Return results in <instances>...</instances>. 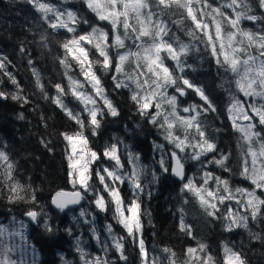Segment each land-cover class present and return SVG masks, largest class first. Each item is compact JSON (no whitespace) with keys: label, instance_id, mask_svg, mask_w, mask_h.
<instances>
[{"label":"snow or ice","instance_id":"1","mask_svg":"<svg viewBox=\"0 0 264 264\" xmlns=\"http://www.w3.org/2000/svg\"><path fill=\"white\" fill-rule=\"evenodd\" d=\"M25 2L32 5L36 12L41 14V19L54 33L63 29L73 34L71 38L57 41L65 53L64 56H58L57 59L65 69L64 76L68 80L67 90L62 87L61 83H55L53 87L58 95L49 97L39 70L34 66L31 58L28 60L35 86L42 98L44 100L50 98L51 103L63 111L68 120L73 121L78 126L72 132L62 131L59 133V136L66 142L67 176L73 191L61 189L55 192L52 196V204L57 209L63 212L70 205L79 204L85 198V194L92 195L93 200L91 202L96 209L100 212L112 210L113 219L125 229L127 236L132 238L133 244L138 245L141 264H162L165 258L168 259L169 264H175L176 253L167 246L162 251L170 255L149 260L143 239L141 219V194L145 188L142 179L145 170L139 163V155L129 151L128 158L131 171L125 173L118 144L106 145L102 155L89 146L90 140L85 135L86 130L90 129L91 136H96L106 116L115 118L120 115L118 106L106 94L103 78L95 70L98 68L99 73H103V76L111 75L114 90L128 89L129 100L134 106L135 114L159 129L163 138L172 145L170 163H166L165 154H162L159 160L160 170L164 174L170 170L171 174L181 181L180 191L182 194H192L199 201L207 216L222 220L223 230L226 232L238 228L248 229L249 216L244 213L250 212L253 221L264 218V199L258 196L256 191L257 189L264 191V139H261L259 132L254 131L255 124L252 122L253 117H258L259 124L264 125V104H250L248 107L252 110V116L245 111V106L239 100H234L228 108L229 120L232 121L233 129L241 133V138L248 145L247 156L244 158L240 175L254 185L252 190L242 187L233 188L228 178L207 170L208 165H215L222 171L231 173L227 164L229 155L222 152L217 154V143L207 134L206 128L200 120L202 114L216 112L215 105L202 86L195 85L186 77L176 76L165 64L162 56V53H166L167 58L175 62L176 69L181 73L184 72L185 66L181 57L187 56L194 45L179 43L177 48L165 40L168 27L160 18L164 15L165 9H172L173 7L183 9L187 13V17L191 18L195 29L202 31L203 36L207 38L206 47L211 48V55L215 58L217 65L220 68H225L226 71L230 69L236 74L238 77L236 84L244 96L253 97V99L259 97L264 100V29L254 33L240 27V21L243 19L252 22L264 20V16L253 14V7L249 0H230V3H225L220 8L213 7L207 0H203V8L199 7V3L193 4L192 0H156L155 6L152 0H83L84 5L95 14L98 20L107 21L111 25V42H109V33L100 27H92L90 32L77 35V26L81 22L87 24L88 21H82L78 13L73 10L58 9L43 2V0H25ZM258 5L260 10L264 12V0H258ZM153 7L156 9L155 11ZM224 7L233 10L234 18L221 10ZM204 9H210V11L205 12ZM237 9L240 10L237 11ZM197 11H199L200 17H212V24L215 29L214 37L209 31V24L198 18ZM212 13L216 15H212ZM216 16L227 20L232 30L225 33V25ZM121 26L124 30L123 36L120 35L119 31ZM188 35L193 40L199 39L192 29H189ZM143 38H147L150 42H146ZM48 39L47 33L41 34L40 45L43 48L49 47ZM127 39L134 41L136 51L130 49L124 52L117 51L114 59L109 49H125ZM85 45L95 48L98 58H92L90 48L85 47ZM253 46L257 48L259 58L248 51ZM20 51L22 53L26 51L23 45ZM241 54L245 58H241ZM69 56L79 67L80 74L88 82V86L91 87L95 96L83 91L84 84L74 79L70 74L72 64L68 60ZM130 60H134L136 68L133 72L128 73L125 71V64ZM5 61L6 58L0 56V72L8 78V81L14 86V90H0V100L10 98L23 108L31 101L29 96L24 94V89L16 77L7 70ZM178 81L183 84V87L179 86ZM133 83L135 90L132 88ZM257 83L260 90L255 87ZM0 84H3L2 78H0ZM173 86L175 87V94L169 95L168 89ZM188 89L195 92L203 104H190L183 107L182 112L188 115L182 116L179 114L181 111L179 97L186 96ZM69 94L84 105L87 120L82 118L81 113L74 112L68 107L63 98ZM98 101H102V107L98 106ZM19 118L24 119V114L20 113ZM40 119L42 125L47 128V118L41 114ZM240 119L248 121V123L246 125L238 124L237 120ZM177 129L183 131L182 137L177 134ZM217 131L219 132L220 129ZM40 143L48 151H53L49 147L52 143L51 138L42 137ZM254 144L259 145L258 150ZM238 147H240L239 144ZM155 148L162 150L163 145H155ZM189 149H191L190 152ZM208 154L213 155L205 164L201 161V157ZM248 157H251L250 167ZM185 158L201 161L203 175L200 179L202 182L198 183L194 178L186 175ZM102 159L113 161L114 167L102 166L93 170L92 165ZM0 161L4 162L0 164V174H2L0 183L7 189V203L12 205L23 202L33 205L26 210V215L32 221L39 223L40 213L36 210L39 203L36 197V189L30 184H23L15 179L13 175L14 164L9 161V157L4 151H0ZM93 174L98 185L93 182ZM158 179L159 176L154 171L152 173L153 182L158 181ZM125 182L132 192L130 203L125 202L120 187H118ZM103 193H107V197L110 199H106ZM2 194L3 192L0 190V195ZM226 201H233L238 209H242L243 212L233 210L230 205H226ZM184 202L188 203V200L185 199ZM222 205L225 206L223 210L220 207ZM179 212L180 232L192 237L190 227L184 223L183 208L179 209ZM80 215L84 217L87 213L82 210ZM147 215L150 217L151 214L147 213ZM148 222L149 224L152 223L150 218ZM85 223L88 221L85 220ZM44 227L49 232L53 231L47 219L44 220ZM106 230L112 236V225H107ZM6 232L5 228H0V248L3 249L0 252V264H17V261L11 258L10 253L14 247L6 243ZM7 235L11 237L20 236L21 240L24 239L22 229L8 232ZM249 236L253 240L264 242V237L259 233L249 231ZM93 238L98 240L95 229H93ZM112 239V247L119 254L120 260L127 264L128 257L124 253L122 242L124 238L112 236ZM76 250L79 253L81 264H109L107 259H102L99 256L89 258L88 253L81 247L79 239L76 242ZM104 251L106 254V247ZM223 252V264H247L241 252L234 251L227 245L224 246ZM185 255L189 258L185 264H218L216 258L207 251V246L202 242H198L197 247H187Z\"/></svg>","mask_w":264,"mask_h":264},{"label":"trees","instance_id":"2","mask_svg":"<svg viewBox=\"0 0 264 264\" xmlns=\"http://www.w3.org/2000/svg\"><path fill=\"white\" fill-rule=\"evenodd\" d=\"M10 1L20 2L21 0ZM43 1L52 3L56 8L61 10H73L78 13L82 18V21L87 20V24L81 22L77 26L76 34L83 32L82 30H84V32H90L92 27H99V25L102 26V29L105 28L109 33L108 27L110 24L107 21H102L97 22L99 25H96L93 22V20H95L94 17L88 12L83 0ZM3 2L4 6H6V1ZM192 2L193 4L199 3V7L203 8V0H192ZM207 2L213 7L220 8L221 5L230 3V0H207ZM249 2L253 7V14L264 16V12L259 8L258 0H249ZM152 3L155 6L156 0H152ZM153 10H156L155 7H153ZM221 10L225 14L234 18V15L232 14L233 10L231 8L224 7ZM239 10L240 9H237V11ZM204 11L208 12L210 9H204ZM212 15L216 14L212 13ZM197 16L209 24V31L214 37L215 29L212 24V17H200L199 11H197ZM174 17L181 19V23L176 29H173V25L168 28V34L164 39L172 44L174 43V46L177 48L179 43H184L185 40L187 44H192L194 47L187 56L181 57V60L182 62L184 61L183 63L185 65L184 72L181 73L176 68L173 72L178 77H186L195 85L202 86L211 101L217 96L216 105L218 106V111L216 117L208 112L207 115L202 114L200 120L202 121V125L206 128L207 134L217 143V154L222 152L229 155L227 164L229 168L234 171L231 177L230 173L222 171L215 165H208L207 170L211 172H213L214 169L217 170L219 172L217 175L228 178L233 188L242 187L250 190L252 186L250 181L242 178L240 175L244 165V158L247 156L248 145L242 140L238 131H234L230 128L226 119L227 117L222 110L237 98L242 100L241 103L247 109L248 114L252 116L250 111L251 108L248 106L252 103L259 105L261 99L257 97L258 100L253 102L251 97H245L244 95H242V97L240 96L241 91L236 84L238 77L231 72L230 69L226 71L225 68H220L217 65L215 58L211 55V48L206 47L207 38L203 36L202 31L195 29L191 18L187 17V13H180L179 9L173 7L172 9H165L164 15L160 18L165 24H169ZM216 18L221 20L222 23L224 21V24L227 21L223 20L220 16H216ZM91 22H93L94 25H91ZM257 22L258 23L254 24L252 21L243 19L240 21V27L254 33H256L257 30L260 32L261 29H264V20H259ZM89 24L90 26H88ZM31 25L39 35L40 40L42 33L48 34L49 47L47 48V51L56 64V69L59 75L58 83H61L62 87L67 90V79L64 76L65 69L59 64L57 59L58 56L62 57L65 53L63 49L60 48L57 41L71 38L73 34H70L63 29L54 33L44 20L41 19V14L36 11L33 13ZM87 26L90 29L89 31L87 30ZM189 29H192L199 39L193 40L188 35ZM119 31L120 35L123 36L124 30L122 26ZM109 36L111 40L110 33ZM130 40L131 39H127L125 41V49H109L111 56L115 59L117 51L124 52L129 49L136 51L134 42H131ZM85 47L90 48L92 58H98L95 48L89 45H86ZM248 51L259 58V52L255 46L249 48ZM164 54L166 53H162L163 57L165 56ZM68 60L69 62L71 61L70 56L68 57ZM125 65H127L126 72H133L136 68L132 62H128ZM7 68L16 77L17 81L24 89V94L29 96L31 102L21 108L19 103L13 102L10 98L0 100V150L4 151L9 157V161L14 164L15 171L13 175L15 179L23 184H30L36 189V197L39 202L38 206H36V210L40 213L38 220L44 221L47 219L53 231H47L38 223L31 225L23 220L22 218L26 214V210L33 207V205L25 204L23 202L12 205L8 204L6 200L8 192L2 183H0V190L3 192V194L0 195V217L22 219L26 225V235L24 236L26 237L25 239L28 243V247L37 255L36 264H62L63 262L58 255L59 253L62 254L65 260H70L71 264H80V257L73 250L71 236H66L63 230H61V228L65 230L71 229L66 213L54 210L50 207V198L53 193L61 189H71L67 186V169L63 160L64 144L59 133L62 131L72 132L77 129V125L73 121L68 120L65 114L62 113L63 111L51 103L50 98L44 100L33 83H24V80L21 78V71L11 65H8ZM76 71V67H73V70L70 69V74L73 78H75ZM187 72L193 74L194 77L191 78ZM29 77L30 75L26 77V80L29 81L30 79V81H32V78ZM108 77L109 75L103 76L102 78ZM0 78L3 79V84H0V90H14V87L11 88L4 83L6 76H3L2 72H0ZM77 78L79 81L82 80L80 76H77ZM32 84L34 86H32ZM45 86L49 97L52 95H58L51 85ZM179 86L183 87V84L179 83ZM132 88L135 90L134 83L132 84ZM174 88V86L170 87V90L168 91L169 95L172 94ZM256 89L260 90L258 83ZM106 92L114 99L115 104L119 108L120 115L118 117L122 118L129 128L135 125L140 129L137 131L132 130L128 139L133 142L135 147V141L137 142V146H139V143L143 144V150L139 155L141 156L140 162L144 167V170H154L156 173L157 171L161 172L158 174V181L153 182L152 176L148 174L143 176L142 179L145 188L144 192L141 194V203L143 206L142 214L144 215V218L142 215L141 219L143 224V239L149 255V260L151 261L154 258H162L170 255L165 254L162 251V249L167 246L176 253V256L174 257L175 264H185L186 256L184 252L187 247H197L198 242H202L207 246V251L216 258L218 264H223V248L227 245L228 241H232L231 243H234L235 247L232 245L231 247L229 245L227 246L234 251L241 252L245 257L247 264H264V242L253 240L249 236V231H251L253 233H259L264 237V218L253 221L249 213H244L249 216L248 229H244L245 231L240 229H235L231 232L224 231L222 220L213 219L212 217L207 216L205 210L200 206L199 201L192 194L181 193V181H175L172 179L169 172L167 174L162 173L159 160L161 155L165 154L164 158L166 163H170L172 145L163 140V134L159 129L153 125H147L145 119L139 118L137 114H135L134 106L129 100L130 93L128 89L114 90V87H112L111 89L106 90ZM63 99L70 109L74 112L81 113L82 118H85L83 108L75 98L69 94ZM190 104L202 105L203 103L195 92L188 89L187 95L181 98L180 105L188 106ZM262 104H264V100ZM20 113L24 114V119L19 118ZM41 114L47 118V128L41 123ZM180 115L187 116L185 114ZM252 122L255 124L254 131L261 134L263 128L262 125L259 124L258 117H253ZM217 129H220V131L218 132ZM176 132L181 137L183 136L182 130L177 129ZM137 135H139V137ZM42 137L45 139L51 138L52 143L49 147H51L53 151H48L40 143ZM152 138L153 140L150 141ZM261 139H264V135H261ZM238 144L240 147H238ZM155 145H163V149H157L155 148ZM151 147H153V149ZM254 147L257 148V150L259 149L258 144H254ZM188 151L190 152L191 149ZM212 155L213 154H210L202 162L207 163ZM3 163L4 162L2 161L0 164ZM248 164L250 167L251 158L249 157ZM201 175H203V172H201ZM231 178H235L234 184L231 183L233 182ZM0 179H2V174H0ZM152 184L155 186L154 188L152 187ZM148 189H152L153 193L148 192ZM120 190L127 203L130 192L129 188L126 184H123L121 185ZM149 193H151V195H149ZM185 199L188 200V203L184 202ZM234 204L233 201H226V205H230L233 210H238V207L234 206ZM220 207L223 210L225 206L222 205ZM181 208L184 210V223L190 227L192 237L187 236L179 230V209ZM239 211L243 212L242 209ZM147 213L151 214L150 217ZM217 215H220V213H217ZM149 218L152 221L151 224L148 222ZM120 237L124 238V233H122ZM88 247L89 243L86 244L87 250ZM137 249V245L133 244L131 237L130 241H124V253L128 257L127 264H141ZM0 252H2V250H0ZM21 255L24 257L28 256L27 248H25L21 254H18L19 257ZM97 255H104V259H107L109 264H125L124 261L118 259V255L112 250H110L109 253L107 251L106 254L104 249L97 250ZM26 264H29V262H26ZM162 264H169L166 263V258L163 259Z\"/></svg>","mask_w":264,"mask_h":264},{"label":"rangeland","instance_id":"3","mask_svg":"<svg viewBox=\"0 0 264 264\" xmlns=\"http://www.w3.org/2000/svg\"><path fill=\"white\" fill-rule=\"evenodd\" d=\"M3 1H6V3H7L6 6H4ZM3 1L0 0V56H3L6 58L5 63L7 66L11 65L14 68H16L17 70L21 71V74H22L21 78L24 80L23 81L24 83H28V84L33 83L35 85V80H34L33 74L29 68V65H28V60H29V58H31L34 66L39 70V72L41 74L42 82L44 83V85H51L53 87V85L55 83H58L59 75H58V72L56 69V64L53 61V58L49 55L47 48H43L40 45L39 35L37 34V32L34 30V28L31 25V19L33 17V13L36 10L32 7V5L27 4L24 0H21L20 2H13L10 0H3ZM43 2L49 3L47 1H43ZM49 4H51L55 7L54 4H52V3H49ZM179 10H180V13H186L183 9H179ZM88 12L90 13V15H92L94 17L95 20H93V22L96 25H99L97 22H102V21L97 19V17L95 16L94 13H92L89 10H88ZM180 21H181V19L174 17L169 22V24H166V25L168 28H170L173 25V29H176V28H178V25L181 23ZM93 22H91L90 24L94 25ZM132 22L134 23V21H132ZM253 23L256 24L258 22H253ZM90 24L88 26H90ZM223 24H224V21H223ZM224 25H225V27H224L225 33L227 31L232 30L231 26L228 24L227 21L225 22ZM88 26H87V30L89 31L90 29L88 28ZM193 26L195 27L194 24H193ZM99 27L101 28L102 26L99 25ZM104 30L106 31L105 28H104ZM82 31L83 32H80L79 34L85 33L84 30H82ZM108 31L111 35V25L108 27ZM256 32H258V30ZM143 39L146 42H150V41H148L147 38H143ZM130 41L134 42L132 39ZM109 42H111V40ZM184 43H186V40L184 41ZM22 45L26 49V51L23 53L20 51V48ZM173 45H175V44L173 43ZM245 45H246V42H245ZM134 47L136 48L135 43H134ZM178 47H179V45H178ZM164 55H165L164 56L165 64L170 68V70L173 71L176 68L175 62L172 61L171 59H168L167 54H164ZM241 58H245L243 54H241ZM130 62H132L134 64V66L136 67V63L134 62V60H130ZM70 63L72 64V68H71L72 70H73V67H76V69H77V71L75 72V78L74 79L79 80L77 78V76H80L82 78L81 82L84 84V88L82 90L86 91L87 93H89L93 96H95V93H93L91 87L88 86V82L80 74L79 67L75 65V62L72 61V59H71ZM187 63H189V62H187ZM7 70H8V68H7ZM95 70L97 71L98 75H101L103 77V73H99L98 68ZM125 70H127V65H125ZM128 73H131V71H128ZM188 74L191 76V78L194 77L193 74H190V73H188ZM29 75L32 78V81H30V79H29V81L26 80V77ZM141 79H143V78L141 77ZM257 79H259V78H257ZM4 83L6 85H9V87H11V88L14 87L8 81L7 77L5 78ZM178 83H180V82H178ZM33 84H32V86H34ZM103 85L105 87V90H108V89H111L112 87H114L113 81L111 79V75H109L108 78H103ZM66 86H68V80H67ZM258 86H259V84H258ZM255 87H256V85H255ZM124 89H126V88H124ZM169 90H170V88L168 89V91ZM106 94H107V92H106ZM172 94H175V88L172 90ZM242 95H244L243 92L240 93L241 97H242ZM110 98L115 103L114 99L111 96H110ZM181 98H183V97H179L180 103H181ZM251 98H252L253 102L255 100L256 101L258 100V98H255V99H253V97H251ZM216 99H217V96H215V98L212 99V103L215 105V107L218 111V106L216 105ZM235 100H239L240 102H242V100L237 99V98ZM232 103H233V101L231 102V104ZM262 103H263V100H261L260 104H262ZM79 104L83 108V112H84V105L81 104L80 102H79ZM230 105L227 106L222 111L227 117L226 119L229 123L230 128L232 130H234L233 126H232V121L229 120V115H228V108L230 107ZM98 106H100V107L103 106L102 101H98ZM186 106L187 105H182V106L180 105L181 111L179 114L188 115V114L182 112V108L186 107ZM217 111L216 112H209V114L214 115L216 117ZM245 111L247 112L246 108H245ZM250 111L252 113V110H250ZM62 113H64V112H62ZM207 114L208 113H205V115H207ZM84 115H85L84 119L87 120V113L84 112ZM137 116L139 118H141L139 115H137ZM237 123L241 124V125H246L248 123V121H243L242 119H240V120H237ZM146 124L151 126V124H148L147 122H146ZM262 128L264 129V125H262ZM263 129L261 130V135H264ZM132 130L137 131L140 129L138 128V126H135V125L133 127L129 128L128 125L126 124V122L120 117L114 118L111 116H106L104 118V120L102 121V126L98 130V134L96 136H91L90 129L86 130L85 135H87L89 137V140H90L89 146L91 148H93V150H96L101 155H102L103 149L106 145L118 144L119 155L121 157V162L123 165V171L125 173H127V172L131 171V165L129 163V158H128L129 151L139 155V154H141V152L143 150V144L142 143H139L138 144L139 146H137V142H135L136 143V147H135L133 142H131L128 139V136L130 135ZM240 135H241V133H240ZM137 136L139 137V135H137ZM61 140L64 144L63 160H64V163L66 164V169H67V173H68L67 159L65 158L66 142L63 141L62 137H61ZM163 140L166 141L165 139H163ZM151 148L153 149V147H151ZM209 155L210 154L201 158V161H203ZM139 158H141L140 155H139ZM249 158H251V157H249ZM201 161H193L190 158H185V160H184L186 175L188 177H192V178L196 179V181L198 183L202 182L200 179L202 176L201 175V172H202ZM1 162L2 161H0V163ZM139 163L141 164L140 160H139ZM203 163L206 164V162H203ZM150 165H151V163H150ZM102 166L114 167V162L107 160V159H102V160L96 161L92 165V169L95 170L97 167H102ZM153 171L154 170L145 171L144 176L147 174L152 176ZM233 171L234 170L231 169V173H230L231 177H232ZM213 172L215 174L219 173L215 169L213 170ZM160 173H161L160 171H157V174H160ZM232 180H233V182H231V183L234 184L235 178H233ZM93 182L98 185V181L95 180L94 174H93ZM124 184H126L130 190L129 197L127 200V203L128 202L130 203L132 192H131L129 185L126 182ZM67 186H68V188H71V189H67V191H73L72 185L68 183V176H67ZM118 187H121V185H118ZM152 187L154 188L155 186L152 184ZM253 188H254V185L251 186L250 190H252ZM101 191H102V188H101ZM256 191H257V195L260 197L262 196V199H263L264 191L259 190V189H257ZM148 192L153 193L152 189H148ZM103 195L106 197V199H110L107 197V193H103ZM92 200H93L92 195L85 194V198L83 200H81L80 204L77 207H75L72 210L63 211L66 213V217L69 221V224L71 225V229L65 230V229L61 228V230H63V232H64V234H66V236L67 235L71 236L73 250L78 256H79V253L76 250L77 239H79L81 247L88 253L89 258L97 257L98 256L97 250L105 249V247H107L108 253L110 252V250H112L113 252H115L118 255V259L120 260L119 254L116 252L115 248L112 247V244H113L112 236L119 238L120 235L122 233H124V239L122 241L123 244H124L125 240L130 241V237L127 236V232L125 231V229L119 223H117V221L115 219H113V211L112 210H109L107 212H100L98 209H96L95 205L91 202ZM234 206H237V205L234 204ZM142 209H143V206H142ZM82 210H84L87 213V215L84 217H81V215H80ZM238 210H240V209H238ZM249 214H250V212H249ZM143 218H144V215H143ZM22 219L26 221V219L24 217ZM22 219H17V218H12V217H8V218H1L0 217V228H5L7 230V232H6V237H7L6 243L9 246L14 247V250L10 253L11 258L13 260L17 261V264H26V262H29V264H36L37 255L34 251H31V249L28 247V243L25 239L26 237L24 236V235H26V225L22 221ZM85 220H87L88 223H85ZM35 223H37V222H35ZM38 224H40L41 227L45 228L44 227V221H39ZM107 225H112V236H110L106 230ZM21 229L23 231V237H24L23 240H21L20 236L11 237V236L7 235L8 232L20 231ZM93 229H95L96 235L98 236V240L96 238H93ZM238 229L244 230L243 228H238ZM231 242L232 241L227 242V245H229L230 247H231V245L232 246L235 245L234 243H231ZM88 243H89V247L87 250L86 244H88ZM25 248H27L28 256L24 257L23 255H21L19 257L18 254L19 253L21 254ZM137 248H138V245H137ZM0 250L3 251L2 248H0ZM137 253H138V257L140 258L139 248L137 249ZM184 253H186V251ZM223 254H224V252H223ZM58 255L60 256V258L63 262L62 264H71V261L65 260L61 253H59ZM99 257L104 259L105 256L101 255ZM188 259L189 258L186 256V260H188ZM140 262H141V259H140ZM166 263H169L168 259H166ZM72 264H77V263H72Z\"/></svg>","mask_w":264,"mask_h":264},{"label":"water","instance_id":"4","mask_svg":"<svg viewBox=\"0 0 264 264\" xmlns=\"http://www.w3.org/2000/svg\"><path fill=\"white\" fill-rule=\"evenodd\" d=\"M169 173H170V176H171V178L172 179H174L175 181H180L178 178H176V177H174L172 174H171V171L169 170ZM65 191H67V190H65ZM55 193H53L52 194V196L54 195ZM52 196H51V198H50V207L52 208V209H54V210H59V209H57L53 204H52ZM80 204V203H79ZM79 204H77V205H79ZM77 205H70L68 208H66L64 211H66V210H68V209H70V208H74V207H76ZM24 218L30 223V224H34L35 222L34 221H32L27 215H24Z\"/></svg>","mask_w":264,"mask_h":264},{"label":"flooded vegetation","instance_id":"5","mask_svg":"<svg viewBox=\"0 0 264 264\" xmlns=\"http://www.w3.org/2000/svg\"><path fill=\"white\" fill-rule=\"evenodd\" d=\"M151 140H153V138H152V139H150V141H151ZM135 142H136V141H135Z\"/></svg>","mask_w":264,"mask_h":264}]
</instances>
